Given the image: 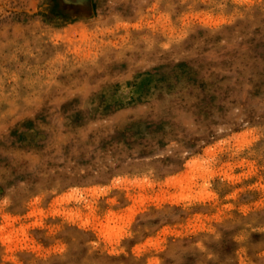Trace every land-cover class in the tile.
Segmentation results:
<instances>
[{
    "label": "rangeland",
    "instance_id": "1",
    "mask_svg": "<svg viewBox=\"0 0 264 264\" xmlns=\"http://www.w3.org/2000/svg\"><path fill=\"white\" fill-rule=\"evenodd\" d=\"M0 264H264V0H0Z\"/></svg>",
    "mask_w": 264,
    "mask_h": 264
}]
</instances>
